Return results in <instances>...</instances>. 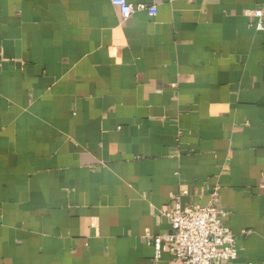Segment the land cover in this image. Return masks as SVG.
<instances>
[{"label":"crops","instance_id":"0c3cea01","mask_svg":"<svg viewBox=\"0 0 264 264\" xmlns=\"http://www.w3.org/2000/svg\"><path fill=\"white\" fill-rule=\"evenodd\" d=\"M125 1L0 0V264H179L176 195L264 264V0Z\"/></svg>","mask_w":264,"mask_h":264},{"label":"built area","instance_id":"2783aa9c","mask_svg":"<svg viewBox=\"0 0 264 264\" xmlns=\"http://www.w3.org/2000/svg\"><path fill=\"white\" fill-rule=\"evenodd\" d=\"M111 5L119 11L122 21L129 19L136 11H147L149 16L156 14L154 6L143 3L132 6L125 0H111ZM126 8H130L127 14L124 11ZM253 17L255 28L263 31V12L255 10ZM182 194L186 195V192ZM172 199V208L161 211L169 220L170 231L162 237L154 238L152 242L155 259H159L163 243L171 245L169 250L179 264L229 263L237 258L235 237L222 225L226 212L214 200L206 207H182L178 195ZM248 233L243 232L244 235Z\"/></svg>","mask_w":264,"mask_h":264},{"label":"clouds","instance_id":"9594fccd","mask_svg":"<svg viewBox=\"0 0 264 264\" xmlns=\"http://www.w3.org/2000/svg\"><path fill=\"white\" fill-rule=\"evenodd\" d=\"M121 2H122V0H121ZM129 10H130V8H126V9H124L125 14H127Z\"/></svg>","mask_w":264,"mask_h":264}]
</instances>
